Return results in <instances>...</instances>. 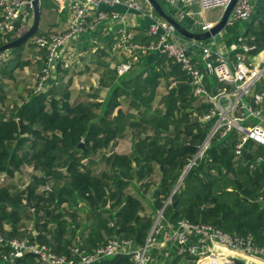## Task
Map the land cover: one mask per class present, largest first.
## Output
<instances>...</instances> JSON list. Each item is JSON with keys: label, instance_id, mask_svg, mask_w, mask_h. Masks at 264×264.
<instances>
[{"label": "trees", "instance_id": "16d2710c", "mask_svg": "<svg viewBox=\"0 0 264 264\" xmlns=\"http://www.w3.org/2000/svg\"><path fill=\"white\" fill-rule=\"evenodd\" d=\"M36 34L37 31L34 36ZM224 37L226 48L242 37L246 44L255 45L253 54L262 51L264 0L255 1L249 20L226 27ZM14 39L12 35L3 36L0 46ZM150 40L151 37H142L140 42L148 44ZM209 42L210 39L202 43ZM113 44V40L107 44L108 50ZM22 46L9 51L19 53ZM40 53L43 60L44 52ZM98 53L107 55L105 49ZM235 53L231 52L230 57ZM17 58L8 60L0 69V105L6 101L2 80L9 79L15 69L27 64ZM42 60L38 64L40 68ZM109 63L107 59L95 60L98 67L106 70L102 86L108 89V94L103 102L70 104L66 96L57 97L66 87L57 75L58 82L53 86L30 93L20 105L14 104L9 113L0 109V175L13 177L22 165L32 163L42 171L34 183L37 186L50 183L49 191H43L40 197L34 196L33 184L25 190L28 201L34 205L32 212L22 203V191L9 193L0 188V226L6 223L11 227L10 233H3L6 238L26 237L32 241L25 231L18 230L23 217H32L38 240L57 255H69L74 238L67 227L74 222H67L61 205L66 204L70 209L77 207V201L81 200L87 203L95 224L88 246L81 248L90 250L104 244L106 240L101 232L109 239H129L135 246H143L154 216L208 137L215 119L206 122L199 119L211 105L193 95L191 81L179 64L160 55L152 65L137 69V63L129 73L117 77L109 69ZM203 81L206 90L214 93L211 89L216 79L206 76ZM261 83L264 84V79ZM18 120L22 123L20 129ZM126 131L133 137L130 154L110 155L106 159L118 174V178L107 177L111 190L107 188L108 182H103V172L93 173L90 169L95 164L91 157L96 151L107 149L115 139L124 137ZM147 131L151 133L146 134ZM142 132L145 137H141ZM238 140L239 133L235 129L224 137L212 136L207 149L197 157L163 210V223L175 225L186 219L211 224L231 235H251L257 246L264 247V206L257 202L259 193L264 190V146L248 140L240 155H236ZM81 142L85 150L76 149ZM154 165L160 173V181L151 184ZM129 186L136 196L126 192ZM149 190L153 199L148 204L151 213L140 216ZM48 233L50 239L47 240ZM0 264L10 263L0 261ZM12 264L37 263L29 254ZM96 264L135 263L129 256L116 255ZM168 264H184L183 258L171 251ZM233 264L244 263L234 260Z\"/></svg>", "mask_w": 264, "mask_h": 264}, {"label": "built area", "instance_id": "2783aa9c", "mask_svg": "<svg viewBox=\"0 0 264 264\" xmlns=\"http://www.w3.org/2000/svg\"><path fill=\"white\" fill-rule=\"evenodd\" d=\"M51 1L58 13H67V28L61 34L36 35L32 38L34 48L44 52L43 65L33 86V93L42 92L49 85L59 52L68 41L97 31L105 22L122 19L120 14L110 12V9L123 6L136 13L143 11L137 0ZM163 1L168 5H176L184 0ZM197 1L201 11L204 12L214 8L224 10L231 0ZM251 12L250 0H236L227 18L226 27H232L238 22H246ZM150 19L148 34L154 41L149 44L136 43L125 27L117 28V41L112 50L122 52L125 57L124 61L114 67L117 76L121 77L130 71L135 53L157 52L165 55L179 64L181 70L189 77L193 95L202 103L211 105L208 112L199 120L206 122L215 119L210 131L212 136L219 134L220 137H224L235 129L239 133V140L235 145L236 155H240L243 145L248 140L264 146V113L262 112L264 92L251 95V100L245 102L254 85L264 78V49L253 54L256 50L255 45H248L242 37H238L229 48L230 52L236 51V53L233 57L227 58L218 49L215 38L212 39L215 44L213 48L200 42L186 41L176 33L172 25L162 23L151 16ZM32 20L31 0H0V39L5 35H12L15 39L22 36L30 28ZM213 26L205 24L202 32L208 31ZM198 50L203 55V66L200 67L189 54ZM4 56V52L0 53V66ZM253 57H256V62L251 61L254 60ZM205 69L209 71V75H206ZM206 76H213L223 87L216 89L214 93L208 92L203 81ZM228 87L231 89L228 90ZM250 119H257L258 122L245 126ZM208 144L209 142L201 145V154L207 149ZM44 189L49 191V185H45ZM257 202L264 206V190L259 193ZM162 213L157 212L143 246L135 247L133 241L129 239L112 238L90 250L73 246L69 255H57L46 245H37L25 239H7L0 230V261L12 264L17 259L30 254L34 256L37 264H96L104 259L123 255L131 257L135 264H159L157 256L160 253H157L156 257L151 256L157 247L165 250L162 252L165 259L171 256L169 251L173 250L177 257L196 259L195 264L203 262L233 264L234 259L231 258L230 252L236 253V256L264 261V247L257 246L251 235H231L211 224L192 223L186 219L177 221L175 225L163 223Z\"/></svg>", "mask_w": 264, "mask_h": 264}, {"label": "crops", "instance_id": "0c3cea01", "mask_svg": "<svg viewBox=\"0 0 264 264\" xmlns=\"http://www.w3.org/2000/svg\"><path fill=\"white\" fill-rule=\"evenodd\" d=\"M44 1H51V0H41V2H40L41 3V7H40L41 16L44 13L43 19H42V26H43L44 30L42 32L49 31V29H47V31H45V23H44L45 16H49L48 21H50L49 23L52 27V28H50V30H52V32H54V34L64 33L66 28H67V18H68L67 13L66 12L58 13L56 6L53 3L52 4L54 6V10H48V9L42 10ZM137 1H138V3H140V5L142 7L143 11L141 13H136V12L130 11L123 6L114 7L113 9H110L109 11L110 12L111 11L116 12V13L120 14V16L122 17L121 20L105 22L99 26L97 31L89 32V33L83 34L81 36L74 37L73 39L68 41L65 44V46L61 49V51L59 52L58 59H57V62L55 64L54 72H53V74L55 75V79H54V81H50L49 85L45 88V90H47L51 86H53V84L55 82H58L57 75L60 76V74H62V76H60L62 79L61 82L65 83L66 87L61 89L56 94L57 97L61 98V97L66 96L68 98L70 104H76L79 102H89L92 100H95L98 102H103L105 100L107 94H108V89L106 87L102 86V81L106 76V74H105L106 70L104 68L98 67L97 64H95V60L107 59V61L110 62L109 63V69L114 71L116 74L114 67L118 63L124 61L125 57H124V54H122V52H120V51H113L112 48H110V50H108L107 44L112 40L114 42L112 47H114V45L116 44V41H117L116 30H117V28H119L121 26L125 27L127 29V31H129L132 34L133 40H135L136 43H141L140 39H142V37H149L150 38V36L148 34V29H149V26L151 24L150 16L153 19L158 20L162 23H167L163 19H161L159 16H157V14L153 11V9L151 8V6L149 5V3L146 0H137ZM156 1L168 15H170L183 28H185L186 30H188L192 33H201L202 28L205 24L215 25L221 18V16H220L215 21H208L205 17L206 11H204V12L201 11L197 0H184L183 2L178 3L176 5H168L163 0H156ZM255 1L256 0H250L251 6H253ZM221 11L223 12L222 9H221ZM221 15H222V13H221ZM242 25L243 24H241V26H240L241 29H243ZM224 32H225V30L215 38V43L217 45L220 44L221 50L219 49V47H218V49L225 55V57L228 58V57H230L231 52L229 51V48H226L224 46V42L226 40V38L224 37ZM185 40L187 41V39H185ZM153 41H154V39L151 37V40L149 43H151ZM200 43L203 44L202 42H200ZM141 44H143V43H141ZM203 45H205V44H203ZM213 45H215V44L213 43V40L211 39L210 42L207 43L205 46L213 48ZM217 45H216V47H217ZM85 48H87V49L91 48L90 50H88V52L90 54L82 52L85 50ZM104 49H105V52L107 53V55L101 56L98 53V51L104 50ZM7 53H8V55L5 54L6 57L4 56L5 57L4 61H3L4 64H6V62L8 60H11L10 59L11 56H14L15 58H16V56L19 57L20 62H23V61L27 62L26 66L21 67V68H17L13 71L12 76L8 79L9 81H11L13 79V77H16V75H17V73H15L16 70L19 69L22 71V74L21 73H18V74H21L22 75L21 79H23V78H26L25 76L28 75L32 69L34 70L33 63L35 61L38 62V64H39V61H37V59H39L38 56H34V58H33L31 55H29L28 58L27 57L22 58V54L25 55L24 52L13 53V52L8 51ZM9 54H11L10 57H8ZM189 54L191 55L192 60L199 67L203 66V60H202L203 55H202V52L200 50L195 51V52L191 51V52H189ZM160 55L161 54H159L157 52L135 53V55H134L135 58L132 60L130 71L133 69L134 65L137 66L139 64V66L136 67L137 69L140 66L142 67V66L152 65L153 63H155V61L158 59V57ZM80 57H83L85 59L87 58L86 60H83V61H85V63H84L85 66L80 64V62L78 61V59ZM253 59L254 60H251V61L256 62V57H253ZM30 61H32V66L31 65L29 66ZM211 61H213V60H211ZM92 63H94V64L92 65ZM87 66H89V68ZM80 68H82V69H80ZM77 69L81 70L82 73H80V74L75 73V72L79 71V70L76 71ZM37 73H38V69H37ZM23 74H24V76H23ZM32 74H34V73H32ZM36 76L37 75H35V77ZM116 76H117V74H116ZM3 80H2V82H3ZM11 82H13V81H11ZM16 84L18 86V83H16ZM9 86H11V85H9ZM11 87H12L13 91H17L15 89H18V87L17 88H14L13 86H11ZM220 87H223V85L221 84V86H219V83L215 82V85L211 89V91H213V90L216 91V89H219ZM95 89H102V90L99 93H95L94 92ZM21 90L22 89H20V92H21ZM29 94H30L29 91L24 89L22 95L18 94V96L15 97L16 94H14L13 92H8L7 89L4 88V97L3 98H5L6 101L8 99L9 109H8L7 104H6L7 103L6 101L0 105V109L2 111H5V112L8 111L7 113H9L11 111L13 105H14L9 101V98L12 101H14V99L18 100L20 103H18L17 105H20L23 101H25L28 98ZM139 131H142V129ZM150 133H151L150 131H147L146 134H150ZM133 134L135 136V133H133ZM146 134H144V132H142L141 137H145ZM122 138L115 139L109 145V147L111 145H113L116 141L121 140ZM130 138H133V137L131 136ZM131 143H132V140H131ZM107 149L98 150L92 155L91 159L94 161V163L97 162L94 159L95 155L99 154V152H104ZM130 152H131V145H130L129 152L126 154H117V153L104 154L103 153L101 155V163H103V165L105 167L104 170H101V172H103V182H106V183L108 182V185H109V186H107L108 189L112 190V186L109 183V181L107 180V177L113 176L114 178H118V174L114 173V169L111 167V165H109L107 163L106 159L110 155H115V154L116 155H129ZM79 159L81 162L84 161V159L81 157H79ZM132 165L134 166V163ZM92 167L90 168L91 170H93ZM23 170H25L26 172H30L32 174L30 176V181L27 182L23 187H13V186L8 185L9 183H11V181H13L15 178H17V176H19V173ZM155 170H157V172L159 173L157 166L154 165V173L150 176V182H149V180L147 181L151 184H152V182L160 181L159 180L160 179V173H159L158 181H156V178L154 176ZM41 175H42V171L40 169L36 168L34 166V164H32V163L31 164H24L17 171L14 172L13 177H8L5 174H1L0 175V188L8 190L9 193H13V192L19 193L22 191L21 200L25 206V203H26V201H28V199H27V194L26 193L24 194V192L32 184L35 185L34 196L40 197L41 193L43 191H45V189H44L45 185L44 186H37L34 183L35 179L39 178ZM137 186L140 187V184L137 183ZM128 188L132 189L131 186H129ZM140 190H142V187H140ZM126 192H127V190H126ZM133 192L135 193L134 190H133ZM151 192L152 191L149 190V192L146 193L145 201L143 200V202H145L148 209H149L148 204L153 201ZM133 196H136V193ZM167 200H166V202H167ZM28 203L33 207V209L26 207V206L25 207L29 208L30 211L32 212L34 210V205H32L29 201H28ZM104 208H108V207L105 206ZM61 209L66 214L65 218H66L67 222L68 223L74 222V224L69 225L67 227V231H68L69 235L74 238L73 246L87 247L88 243H89L90 236L95 231V227H94L95 224L93 222L91 210L89 209L87 203H85L81 200H78L77 201V207H73V208L69 209L66 204H62ZM150 213H151L150 209H149V212H146L144 207H143L142 211L141 210L139 211L140 216H148V215H150ZM71 214L74 215L73 218L70 217ZM155 217H156V215L154 216V220H155ZM32 219H33L32 217H23L21 219V221L19 222L18 230L19 231H25L27 236L29 235L32 237V241H30L26 237H24L22 239L28 240L31 243H34L37 245H46L47 247L51 248L50 246L45 244V242H40L38 240L39 233L36 230L35 223ZM76 224L78 226H76ZM4 228H6V230ZM0 230L3 233H10L11 227L8 224L4 223V224H2V226H0ZM101 236L106 241L109 239L105 236V234L103 232H101ZM45 237L47 240L50 239V233L46 234ZM168 246L170 247V245H168ZM168 246H167V249L170 250V248ZM135 247H138V246H135ZM171 248H174V247H171ZM164 251H165L164 249L157 247L156 251H154L153 254L151 253V256L156 257L157 253H160L157 256L158 263L160 264V262H162V264H168L169 258L165 259L162 256V252H164ZM171 251H173V250L169 251L170 255H171ZM231 258L234 260L242 261L244 264H249V263L254 264L252 260H247L240 255H238V256L232 255ZM192 262L195 263L193 260H192ZM257 264H264V263H257Z\"/></svg>", "mask_w": 264, "mask_h": 264}, {"label": "rangeland", "instance_id": "374dc122", "mask_svg": "<svg viewBox=\"0 0 264 264\" xmlns=\"http://www.w3.org/2000/svg\"><path fill=\"white\" fill-rule=\"evenodd\" d=\"M46 9H48V10H54V6H53V4H52V2L51 1H44L43 2V7H42V10H46ZM53 12V11H52ZM221 13H222V11H221V9L220 8H214V9H210V10H207L206 12H205V17H206V19L208 20V21H215V20H217L220 16H221ZM44 14V13H43ZM43 14H42V16H40V21H39V26H38V30H37V34L36 35H38L40 32V34L39 35H48V34H54V32H52V30H50V28H52L51 27V25H50V21H48V19H49V16H45V19H44V23H45V31H47V29H49V31H47V32H42L43 30H44V28H43V26H42V19H43ZM217 37V36H216ZM215 37V38H216ZM211 40V39H210ZM219 46V49L221 50V47H220V44L218 45ZM91 48H89V49H87V48H85V50L84 51H82V52H84V53H89L88 52V50H90ZM8 52V51H7ZM7 52H4V54H6V55H8V53ZM9 52H14V51H9ZM21 52H24V54L25 55H23L22 54V58L23 57H29V55H31L33 58H34V56H38V58L39 59H37V61H41L42 60V57H41V53H40V51L38 52V50H36L35 48H34V46H33V44H32V38L31 39H28L26 42H25V44H23V46L21 47V49H20V53ZM27 53V54H26ZM90 54V53H89ZM92 54V53H91ZM6 55H5V57H6ZM10 55L11 54H9V56L8 57H10ZM84 56V55H83ZM7 57V58H8ZM85 57V56H84ZM6 58V59H7ZM10 59H15V57L14 56H11L10 57ZM18 60H19V57L17 58ZM87 59V58H86ZM85 58H83V57H80L79 59H78V61L80 62V64H82L83 66H85V61H83V60H86ZM88 61V60H87ZM94 63H92V65H93ZM32 66V61H30V64H29V66ZM5 66V64L4 63H2V65L0 66V69L1 68H3ZM33 68H34V70L32 69L30 72H29V74L28 75H26L25 77L26 78H23V79H21V74H22V71L21 70H16L15 71V73H17V75H16V77H13V79L11 80V81H13V82H11V81H9L8 79H4L3 80V83H4V86H5V88L7 89V91L8 92H13L14 94H16V96L15 97H17L18 96V94L20 95H22V93H23V91H24V89L25 90H28L29 91V93H32L33 92V86H34V84H35V82L37 81V76H38V74H39V70H40V66L38 65V62H34L33 63ZM88 68H89V66H87ZM37 69H38V73H37ZM80 69H82V68H80ZM36 70V71H35ZM79 69H77L76 71H78ZM18 73H21V74H18ZM32 73H34V74H32ZM75 73H77V74H80V73H82L81 72V70H79L78 72H75ZM35 75H37L36 77H35ZM23 76H24V74H23ZM60 76H62V74H60ZM15 79V80H14ZM54 79H55V75L52 73L51 74V79H50V81H54ZM263 79L264 78H261V80L259 81V82H257L255 85H254V87L251 89V91H250V94H249V96L247 97V98H245V102H247L249 99L251 100V95H253V93H254V91L255 90H257L256 91V93H260V92H264V84L263 83H261V81H263ZM16 83H18V86H17V84ZM50 83V82H49ZM9 85H11V86H13L14 88H17L18 87V89H15V90H17V91H13V89H12V87L11 86H9ZM20 89H22L21 90V92H20ZM9 101L12 103V104H18V103H20L18 100H15L14 99V101H12L10 98H9ZM7 103V106H8V109H9V105H8V99H7V101H6ZM123 105H125V104H123ZM262 106H263V113H264V102H263V104H262ZM121 107H122V105H121ZM8 112V111H7ZM258 122V120L257 119H250V121H249V123H247V124H245V126H251L253 123H257ZM131 132L130 131H126V134H125V136L121 139V140H118V141H116L113 145H111L106 151H104V152H99V154H97V155H95V157H94V159L97 161V162H95V164L93 165V173H98V172H101V170H104L105 169V167H104V165H103V163H101V155L104 153V154H109V153H117V154H126V153H128L129 152V149H130V145H131ZM201 154V153H200ZM191 162V161H190ZM32 174L30 173V172H26L25 170H23V171H21L20 173H19V176H17V178H15L13 181H11V183H9L8 185H10V186H13V187H23L27 182H29L30 181V176H31ZM155 178H156V181H158V178H159V173L157 172V170H155ZM50 184V183H49ZM48 184V185H49ZM127 193H129V194H131V195H135V193L133 192V190L131 189V188H128L127 189ZM171 198H172V193H171V195L169 196V200L171 201ZM143 207L145 208V210H146V212H149V209H148V207L146 206V204H145V202H143ZM81 215V214H80ZM156 218V217H155ZM6 227V226H5ZM5 230H6V228H4ZM3 234V233H2ZM3 236H4V234H3ZM5 237V236H4ZM6 238V237H5ZM7 239H18V238H7ZM20 240H22V239H20ZM154 252V251H153ZM153 252H152V254H153ZM192 260H196V259H192ZM192 260L190 259V260H186V259H183V263L184 264H195V263H193L192 262ZM211 262H203L202 264H210ZM214 264H219V262H215Z\"/></svg>", "mask_w": 264, "mask_h": 264}, {"label": "water", "instance_id": "95a60500", "mask_svg": "<svg viewBox=\"0 0 264 264\" xmlns=\"http://www.w3.org/2000/svg\"><path fill=\"white\" fill-rule=\"evenodd\" d=\"M146 1L149 3V5L153 9V11L157 14V16H159L165 22H167L168 24H170L174 27L177 34H179L184 39L192 40V41H196V42H203V41L208 40V39H214L216 36L220 35L226 28L227 18L229 16L235 2H236V0H231L229 2L227 7L223 10L220 20L211 29H209L208 31L201 32V33H192L190 31L186 30L185 28H183L170 15H168L162 9V7L157 3L156 0H146ZM31 6H32V12H33V20H32V24H31L30 28L22 36L14 39L13 41H11L7 44L0 46V53L7 52L11 49H16V48L20 47L21 45L25 44V42L28 39L33 38V36L35 35V33L38 29V26H39V21H40V16H41V10H40L41 4H40L39 0H31ZM205 73H206V75H209V71L207 69H205ZM21 124L22 123L18 120L17 121L18 129H20ZM211 136H212V134L210 133L203 144H207L209 142V140L211 139ZM76 149L85 150L83 143L82 142L79 143L76 146ZM200 153H201V148H199L198 152L196 153V155L194 156L192 161L189 163L186 170L183 172V174L180 177L176 187L174 188V190L172 192V195L176 192V190L178 189L179 185L181 184L183 178L187 174L190 167L194 164L197 157H199ZM169 203H170V200L168 198L167 202L164 204L163 208L160 210V213L163 212V210L165 209V207ZM175 204H176V202L173 203V206ZM25 206L33 209V207L28 203V201H26Z\"/></svg>", "mask_w": 264, "mask_h": 264}, {"label": "bare ground", "instance_id": "6f19581e", "mask_svg": "<svg viewBox=\"0 0 264 264\" xmlns=\"http://www.w3.org/2000/svg\"><path fill=\"white\" fill-rule=\"evenodd\" d=\"M229 254H230V255H236V253H233V252H230ZM243 258H245V259H247V260H252V259H249L248 257H243ZM252 261H253L254 264H257V263H264V261L256 260V259H253Z\"/></svg>", "mask_w": 264, "mask_h": 264}]
</instances>
